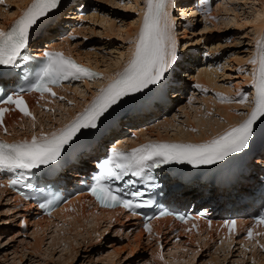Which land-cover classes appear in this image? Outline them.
I'll use <instances>...</instances> for the list:
<instances>
[{"label":"rangeland","instance_id":"obj_1","mask_svg":"<svg viewBox=\"0 0 264 264\" xmlns=\"http://www.w3.org/2000/svg\"><path fill=\"white\" fill-rule=\"evenodd\" d=\"M186 1L190 2V5L184 6ZM186 1L182 0L181 3H177L175 0L173 8L185 10L192 7L193 0ZM218 1L217 5L219 3L221 5L217 8L218 11L216 9L213 12L214 15L210 18L212 22L203 18L204 16L192 19L188 17L182 21L177 19V10L173 11V14L177 15L175 17L172 15L175 32L172 31L175 33L174 37L179 49L177 54L187 46L192 48L195 46L200 50L207 48L209 55L207 62L211 64L203 68L206 71L209 66L211 68V71L210 68L207 70L209 73L203 71L199 75L197 73L201 69H196L200 64L199 60L197 59L191 64V68L187 69V72L190 71L187 77L190 89L176 101L181 110L175 109L171 115H168L169 119H175L172 122L177 129L187 133L191 132L193 135H207L215 129L223 127L227 123V113L238 120L243 118L251 105L250 86L254 85L251 84L253 66L249 61L258 53V45H255L256 36L258 34L260 37L264 29L263 26L262 29L257 28L255 23H251L254 22L251 20L255 10L264 13V0ZM93 2L95 8L97 7L96 16H93L94 18L88 22L90 28H85V35L81 34L77 38L81 42L80 50L92 52L102 67L109 65V68H116L114 65L119 60L117 57L121 52L128 50V45L135 43V38L131 37L133 36L131 29L142 20L145 12L143 7L146 6L147 1L146 4L145 0H93ZM177 5L183 7L179 8ZM10 7L14 9L17 6L10 5ZM124 28H129L131 33L123 32ZM84 36L86 37L83 38ZM259 37L257 40L260 43L261 38ZM184 74L185 72H183ZM201 75L204 80L206 77L211 79L210 82L207 81L209 84L205 93H202L199 85L194 83L196 77ZM211 84L215 87H212ZM185 85L187 86V83ZM95 87L96 85H90V87L81 85L78 91L82 92L77 93H91ZM217 94H223V96L228 94V96L222 100L217 97ZM244 94L247 95L248 100L240 102ZM84 95H89V93H84ZM184 107L185 114L182 110ZM188 116H190L189 119ZM164 118L159 115L156 122L162 123ZM140 123L143 126L152 127L148 119H143ZM228 127L226 125L216 133L223 132ZM152 131L156 133V131L164 132L165 130L163 127H156ZM259 160L261 159L259 158ZM11 206L12 203L9 200L0 199V264H264V254L255 255V251H252V260H250L248 257L239 256L238 250L224 252L220 247L209 245V243L201 244L202 249L199 248L198 251L195 249V253H193L194 250L180 253H168L169 251H167L164 261L159 262L157 256H153L151 253V248H148L142 240L140 244L135 245V231L129 232L128 229L120 228L119 224H116L121 222L120 220L110 222L114 223L111 228V224H107V230L110 228L108 232L105 230V225L99 226L96 231L104 236L103 239H95L97 234L92 233L91 225H86L90 227L86 228L90 229L91 236L88 235L86 229L81 230V228L76 233L75 231L65 233L63 230L51 233L46 230L38 231L39 229L31 223L25 234L21 235L18 223H15L19 221L11 215ZM12 220L15 222L12 223ZM33 231H35L34 234ZM74 235H77V240L73 239ZM53 236L57 239V245L51 244V241L55 240ZM85 237L89 240L83 241ZM72 240H74L73 243ZM70 242L72 245L68 244ZM213 255L214 261L210 259Z\"/></svg>","mask_w":264,"mask_h":264},{"label":"snow or ice","instance_id":"obj_2","mask_svg":"<svg viewBox=\"0 0 264 264\" xmlns=\"http://www.w3.org/2000/svg\"><path fill=\"white\" fill-rule=\"evenodd\" d=\"M2 2L3 0H0V3ZM60 3L61 0H32L9 30L0 29V66H19L20 62L30 58L22 55V50L28 47L31 31L46 20ZM166 8L167 0H147V11L132 58L123 71L117 73L115 79L101 88L98 95L70 123L51 133L41 132L39 136L34 134L30 140L23 139L12 143L0 141V170L14 174L11 184H19L25 179L26 171L57 162L83 130L97 128L98 122L124 98L150 89V86H158L165 80L166 74L176 61L177 48ZM43 57L45 59L37 73L38 78L32 85L35 91L55 95L50 85L69 78L79 80L102 75L77 63L62 52L46 50ZM249 62L256 64L257 59H250ZM252 83L256 89L254 107L247 118L239 124L229 127L203 143L149 142L132 148L129 152L112 148L110 155L97 165L101 173L93 177L94 182L90 185L91 194L102 206L121 205L131 209L134 206L133 200L118 195V191L122 193L124 190H114L109 181H121L129 173L132 176H141L145 169H157L171 163L212 165L249 148L257 136L256 126L264 122V52L259 56L258 68L253 73ZM23 91L22 89L21 93ZM218 95L222 100L226 99L223 94ZM246 99L243 97L240 102ZM0 100L14 104L24 115L35 119L22 94L15 96L6 94V99ZM6 110L0 108V123L3 122V113ZM4 130L7 132L6 128ZM133 183L131 179L126 181V185ZM128 195L140 197L143 193L137 189ZM55 199L56 197H53L40 204V207L51 206ZM144 204H148V201ZM257 221L264 223V214L258 216ZM225 225L231 232L235 229L236 222L225 221ZM144 226L146 230H150L147 223ZM247 235L249 238L252 237L251 228L248 229Z\"/></svg>","mask_w":264,"mask_h":264},{"label":"bare ground","instance_id":"obj_3","mask_svg":"<svg viewBox=\"0 0 264 264\" xmlns=\"http://www.w3.org/2000/svg\"><path fill=\"white\" fill-rule=\"evenodd\" d=\"M10 5H15V6H17L16 8H10V5L8 4V5H6V6H4V5H0V15H3L2 16V18L0 19V22H4V23H6L8 20H10V19H14L15 17H16V15H18V13H19V11L22 9V7L24 6V4H26L27 2H28V0H6ZM186 0H184V2H185ZM204 0H193V3H192V7L194 6V5H199V4H202V2H203ZM187 2V1H186ZM219 2V1H218ZM218 2H216V4H215V7H214V10H213V8L211 9V11L208 13V14H204V17L203 18H207V20L209 21H211V17L214 15V13L213 12H215L216 11V9L217 8H219V6L221 5V3H219V5H217L218 4ZM174 3H175V0H167V8H166V11H167V13H168V20H169V24L171 25V33H172V35L174 36L175 35V31L173 32L172 31V29H174L173 27V24H174V20H173V18H172V15H171V10H172V8H173V6H174ZM78 4V3H77ZM90 6H91V4H89ZM183 5V4H182ZM182 5H180L179 6V8L180 7H183ZM186 5H190V2L188 3H186L184 6H186ZM217 5V6H216ZM92 6H94V3L92 4ZM95 7V6H94ZM73 8V7H72ZM189 8V7H188ZM95 10H93L92 12H90V13H88L86 16H87V18H90V19H92V18H94L93 16H96V9H97V7L96 8H94ZM180 9H182V8H180ZM144 10H145V12L147 11V4H146V6L144 7ZM213 10V11H212ZM75 11H76V9H75ZM217 11H218V9H217ZM260 11V10H259ZM144 12V13H145ZM263 12H264V10H263ZM14 14V15H13ZM205 15H208V16H205ZM253 15V17H252V20L251 21H254V22H251V23H255V26L257 27V28H261L263 25H264V13H261V12H258L257 10H255V12L252 14ZM144 16V15H143ZM142 16V17H143ZM142 19V18H141ZM141 22H142V20H140L138 23H137V25H136V27H133L132 29H131V27H130V29L132 30V33H131V31H130V29L129 28H124L122 31L123 32H129V33H131V35H133L132 36V39L133 38H135V43H136V40H137V37H138V28L140 27V24H141ZM212 22V21H211ZM86 27H89L90 28V26L89 25H85L83 28H81V29H78V30H82L81 32H82V34L83 35H85V28ZM255 27V28H256ZM77 28V27H76ZM122 29V28H121ZM258 29V32L260 33V30ZM262 29V28H261ZM54 31V30H53ZM88 32V31H87ZM54 34V33H53ZM264 34V33H263ZM258 34H257V36H256V40L258 39ZM263 37V36H262ZM262 37H261V39H262ZM175 38V37H174ZM260 38V37H259ZM176 40V39H175ZM134 41V40H133ZM258 41V40H257ZM76 43H81L79 40H77L76 41ZM135 43L132 45H130L129 47H128V50L126 51V52H121V54H120V56H118L117 58L119 59L116 63H115V67L116 68H109L110 66L108 65L107 67H103L102 68V71H103V74L105 75V76H103V78H101V80L100 79H94V80H88V79H86V80H84V83L83 84H81V83H79V84H75V86H74V89L76 90V91H78L79 90V87L82 85V86H84V87H90V85H96V88L94 89V90H92V92L91 93H89V95H86L87 97H89V96H92V95H95L97 92V90H99L101 87H103V85L108 81V80H110L113 76H114V73L115 72H117V71H119V70H121V68H122V66H121V63H122V60L123 59H125V57H128L129 55H131V53L134 51V46H135ZM261 43V42H260ZM260 43H259V49H258V53L255 55V57H253V58H256L257 59V63L256 64H253L252 63V66H253V73H254V71L258 68V63H259V56H260V51H261V45H260ZM65 45H67V47H69V43L68 42H66V43H64ZM71 47L72 46H70V49H71ZM74 49H77V51L75 52V53H77V55L80 57V59H85V60H87V61H89V62H93V63H95V65H97V66H100V64H99V61H98V59H97V57L96 56H93L94 54L92 53V52H90V51H84V50H82V51H80V48L77 46L76 48H74ZM177 50H179L178 48H176V61H175V63L178 61L177 59H178V57H179V55H180V53H178L177 54ZM218 50V49H217ZM212 51V50H211ZM210 52V51H209ZM212 53H214V52H212ZM93 54V55H92ZM217 56V55H216ZM214 58V57H213ZM251 59V58H250ZM175 63L173 64V66L175 65ZM209 65H211V64H209ZM101 67V66H100ZM173 68V67H172ZM170 69L169 70V72L166 74V76H171V74H172V72H173V69ZM205 68H206V66H205ZM208 68H210L209 66H208ZM208 68H207V70H208ZM213 68H214V66H213ZM204 71V72H208L209 73V71ZM210 71H211V68H210ZM200 72H203L202 70H200V71H198V73H200ZM207 74V73H206ZM199 75V74H198ZM208 75V74H207ZM203 76L201 75V76H197V80H198V82L201 84V85H203L204 87L205 86H207V81H209L210 82V78H205V80H204V78H202ZM204 77H205V75H204ZM213 81V80H212ZM252 81H253V76H252V80H251V83H252ZM209 82H208V84H209ZM214 82V81H213ZM72 86V87H73ZM186 85H185V83H184V81H180V85L179 86H176L177 88L176 89H174V90H172V95H180L181 94V91L179 92V93H177L180 89H181V87H185ZM210 86V85H209ZM211 86H212V84H211ZM212 87H215V86H212ZM68 88H66V90H67ZM239 89V88H238ZM237 89V90H238ZM226 90V89H225ZM227 92H230V91H228V90H226ZM80 93L82 92V91H79ZM221 93V92H220ZM72 94L73 95H75V97H76V92H72ZM238 94V93H237ZM83 95H84V93H83ZM242 95H243V91H242ZM246 94H244V97H247V95L245 96ZM86 96H83L82 98H79L81 101H83V100H85L86 98ZM217 96L219 97V95L217 94ZM224 96H226V94H224ZM227 96H228V94H227ZM226 96V97H227ZM229 98V97H228ZM231 99H232V97H230ZM233 98H234V96H233ZM79 100V101H80ZM247 100H248V98H247ZM80 101V102H81ZM226 101V100H225ZM224 101V102H225ZM231 101V100H230ZM235 101V100H234ZM245 101V100H244ZM252 103H253V99H252V101H251V105H252ZM61 105H63V107L65 108V109H67L65 112H64V114H62V115H60V117L61 118H64L66 115H69L71 112H73V111H75V109H76V107L78 106V104H75L74 106H73V108L72 109H69V107H67V105L66 104H63V103H61ZM249 107V106H248ZM184 109H185V107L184 108H182V110H183V112H184ZM59 110H63L62 108H60ZM249 110H250V108H248V110H247V114L249 113ZM169 111V108L168 109H165L164 110V112H168ZM186 112H184V114H185ZM181 114V113H180ZM246 114V115H247ZM144 115H146V114H144ZM246 115L244 116V117H246ZM147 116V115H146ZM174 116V115H173ZM49 117V116H48ZM140 117H141V115L139 116V119H140ZM243 117V118H244ZM13 117H10V119H12ZM190 118V116H188V119ZM138 119V120H139ZM174 119V118H173ZM227 119H228V121H229V125L228 126H233L234 124H236L237 122H239V120L238 119H236V117H234V116H232V115H230V113H227ZM135 120V119H134ZM171 120L172 119H170V121L168 120L167 122H165V124L163 123V124H161L162 126H160V127H163V125H172L173 126V133H172V135H169V134H163V133H160V131H158L157 132V134L156 135H163V136H171V137H175V138H178V137H182V138H185V139H187V140H199V139H206V137H211V136H215V135H217V134H219V133H213L212 135H210V136H207V135H209V134H207L206 136L205 135H202V136H198V137H195V136H191L192 135V133L191 134H189V133H183V132H185V131H180V130H176V129H174V128H176L175 127V124L173 123H170L171 122ZM175 120V119H174ZM238 120V121H237ZM235 121H237V122H235ZM136 122V121H135ZM175 122V121H174ZM161 123V122H160ZM152 127H148V129L147 128H144V127H140V132L141 133H143V132H149V131H152L153 129H151ZM164 129H165V127H163ZM229 128V127H228ZM227 128H225V130H226ZM224 131V130H223ZM150 133V132H149ZM221 133V132H220ZM189 135V136H188ZM262 154H264V149H263V151H262ZM259 158H260V156L259 155H257V157H256V160L255 161H257V160H259ZM261 159V158H260ZM5 190H6V188H4V187H0V199H1V196L4 194V192H5ZM220 194H222V193H220ZM29 205H27V207H28ZM26 207V206H25ZM58 217L60 218V219H65V220H67L68 219V217H71V218H69L70 220H69V223H71V226L69 227V229H70V232H72V231H75V233L76 232H78V230L81 228V225L82 224H84L85 225V223H87V225H91V229L93 230L92 231V233H96V230L99 228V226L101 225V223H102V220L104 219V222H106V228H105V230H107V227H108V225L107 224H111L110 222H113L111 219H107V218H105V217H103L102 216V214H100V215H94L93 213H91V212H88V211H85L84 209H82L81 210V212H79V213H77V212H75L74 213V215H70L68 212H65V211H60L58 214ZM70 215V216H69ZM110 216H111V214H110ZM86 219H88L86 222H85V220ZM120 219L118 218L117 219V221H119ZM121 221V220H120ZM50 222H51V220H49V219H47V218H45V217H41L40 219H38V220H36V221H34V224H35V228H37V229H39L38 231H45V228H46V226H48V224H50ZM37 225H40V227L39 226H37ZM32 226V225H31ZM59 225H57L56 227H55V229L54 230H58V229H62V228H64L63 226L62 227H58ZM86 226V225H85ZM94 226V227H93ZM41 228V229H40ZM18 229H19V231L21 230V227H20V223H18ZM84 229H86V232L88 233V235H92L91 234V232H90V229H87L86 227H84ZM60 230H58V231H56V232H59ZM35 233V231H33V234ZM97 235H101L99 232H98V234ZM210 235H212V231H210L208 234H205L204 235V239L203 240H201V243H199V246L202 244H205L206 243V240L209 238V236ZM52 236V235H51ZM74 238V240L76 239H78L77 238V235L75 236H73ZM53 238H55L54 236H53ZM52 238V239H53ZM71 238V237H70ZM134 238H135V242H136V246L138 245V244H140L141 243V238H142V232L141 231H139V230H136L135 231V234H134ZM191 239H190V242L192 243L193 242V240H194V238H192V237H190ZM57 239L55 238V240L53 239L51 242V244H56L57 245V241H56ZM74 240H72V243L74 242ZM83 241H84V239H83ZM67 242V241H66ZM180 243H181V241H179ZM179 242H175V243H173L170 247H174L173 248V250H176L177 248H179V247H181V246H179L180 244H179ZM72 243L70 242V243H68V244H71L72 245ZM78 243V242H77ZM227 244H229L228 242H226ZM225 243V244H226ZM64 245H65V243H64ZM67 245V244H66ZM70 245V246H71ZM69 246V245H68ZM67 246V247H68ZM35 247V246H34ZM67 247H65V248H67ZM202 247V246H201ZM193 249H194V251H193V249H192V251H193V253H195V249H197V251H198V248H197V246H193L192 247ZM191 251V252H192ZM192 253V254H193ZM195 256V255H194ZM188 258V257H187ZM193 258V257H192ZM254 258V257H253ZM264 258V257H263ZM186 259V258H185ZM212 261H214V255H213V257H211L210 258ZM209 259V260H210ZM188 260V259H187ZM210 260V261H211ZM186 261V260H185ZM210 261H208L209 263H210ZM187 262V261H186ZM258 263H260V261H258Z\"/></svg>","mask_w":264,"mask_h":264}]
</instances>
